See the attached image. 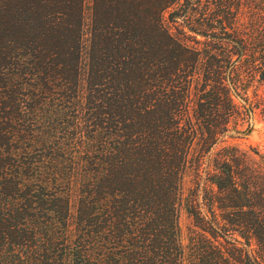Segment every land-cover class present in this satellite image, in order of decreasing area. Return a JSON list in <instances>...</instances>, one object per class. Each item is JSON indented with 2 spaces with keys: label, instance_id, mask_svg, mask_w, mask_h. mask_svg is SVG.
<instances>
[{
  "label": "trees",
  "instance_id": "trees-1",
  "mask_svg": "<svg viewBox=\"0 0 264 264\" xmlns=\"http://www.w3.org/2000/svg\"><path fill=\"white\" fill-rule=\"evenodd\" d=\"M182 1L0 0V264H264V154L209 158L258 59Z\"/></svg>",
  "mask_w": 264,
  "mask_h": 264
},
{
  "label": "rangeland",
  "instance_id": "rangeland-1",
  "mask_svg": "<svg viewBox=\"0 0 264 264\" xmlns=\"http://www.w3.org/2000/svg\"><path fill=\"white\" fill-rule=\"evenodd\" d=\"M92 0H86L87 15L90 12ZM184 1V0H183ZM182 1V2H183ZM194 1V0H193ZM228 7L225 5L218 10L213 0H203V9L209 20L213 19V14H218L216 21H220L218 35L227 37L232 35L238 39H244L249 43L251 60H257L255 68L248 64L239 65L236 71L238 92L245 100V103L234 100L239 109V113L231 122L230 130L225 138L213 149L209 158H215L216 154L223 147H231L240 153H245L254 161H259L256 153L264 154V82L261 80V67L264 66V0H228ZM179 7V8H178ZM175 9L183 11L180 6ZM218 10V11H217ZM165 20L173 32L182 39H192L194 34L187 31L183 18L176 23L169 22V14H165ZM199 40L201 38H198ZM261 58V60H260ZM205 171V170H204ZM202 179L196 176V172L190 169L184 179V203L179 213L180 238L188 255L190 240L196 231L193 217L187 212L186 200L195 201L204 208V192L198 191L197 183L201 180L203 186L206 183V175L201 173ZM75 214V207L72 210ZM185 264H189L186 262Z\"/></svg>",
  "mask_w": 264,
  "mask_h": 264
},
{
  "label": "water",
  "instance_id": "water-1",
  "mask_svg": "<svg viewBox=\"0 0 264 264\" xmlns=\"http://www.w3.org/2000/svg\"><path fill=\"white\" fill-rule=\"evenodd\" d=\"M231 89H232L233 93L235 94V96L238 98V100H240L241 102L245 103V100L239 94L236 93V91H235L233 86H231Z\"/></svg>",
  "mask_w": 264,
  "mask_h": 264
}]
</instances>
